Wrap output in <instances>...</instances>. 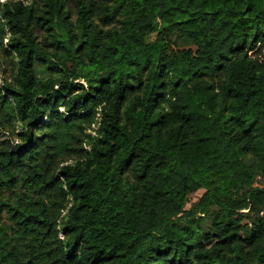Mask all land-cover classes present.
Instances as JSON below:
<instances>
[{"label": "trees", "instance_id": "1", "mask_svg": "<svg viewBox=\"0 0 264 264\" xmlns=\"http://www.w3.org/2000/svg\"><path fill=\"white\" fill-rule=\"evenodd\" d=\"M0 264H264V0L0 1Z\"/></svg>", "mask_w": 264, "mask_h": 264}, {"label": "rangeland", "instance_id": "2", "mask_svg": "<svg viewBox=\"0 0 264 264\" xmlns=\"http://www.w3.org/2000/svg\"><path fill=\"white\" fill-rule=\"evenodd\" d=\"M0 1H4V0H0ZM200 194H201V191L196 192L194 195H192L190 198V202L196 200Z\"/></svg>", "mask_w": 264, "mask_h": 264}]
</instances>
